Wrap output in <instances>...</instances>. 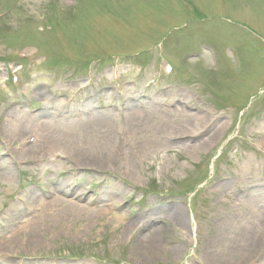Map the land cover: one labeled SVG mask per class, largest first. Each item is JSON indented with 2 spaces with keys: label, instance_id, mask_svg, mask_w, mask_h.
I'll return each instance as SVG.
<instances>
[{
  "label": "rangeland",
  "instance_id": "374dc122",
  "mask_svg": "<svg viewBox=\"0 0 264 264\" xmlns=\"http://www.w3.org/2000/svg\"><path fill=\"white\" fill-rule=\"evenodd\" d=\"M0 264H264V0H0Z\"/></svg>",
  "mask_w": 264,
  "mask_h": 264
},
{
  "label": "bare ground",
  "instance_id": "6f19581e",
  "mask_svg": "<svg viewBox=\"0 0 264 264\" xmlns=\"http://www.w3.org/2000/svg\"><path fill=\"white\" fill-rule=\"evenodd\" d=\"M168 68L170 69V67H168ZM128 112L130 115V120H134V119L138 118V116H135V114H137L139 111L135 110L134 108H130L128 110ZM50 122H51L50 120L38 121L37 128H36V130L38 131V133H36V136H37V140H35L36 143L49 141V139L52 136V134H50V131L53 127V123H52V126L49 125ZM24 227H25V225L21 224V228H24ZM32 230L33 229L30 228V231H32Z\"/></svg>",
  "mask_w": 264,
  "mask_h": 264
}]
</instances>
